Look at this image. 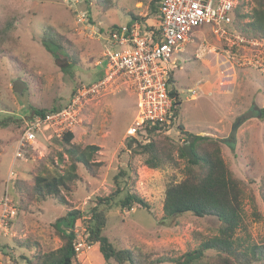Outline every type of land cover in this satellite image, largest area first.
<instances>
[{
    "label": "rangeland",
    "instance_id": "obj_1",
    "mask_svg": "<svg viewBox=\"0 0 264 264\" xmlns=\"http://www.w3.org/2000/svg\"><path fill=\"white\" fill-rule=\"evenodd\" d=\"M153 1L0 0V27L9 18L16 21L5 43L8 55L0 56V120L9 121L8 127L0 126V197L13 164L17 176L23 180H30L40 166L52 173L64 171L65 164H69L67 157L63 163L58 158L63 153L59 142L63 135H38L33 157L27 162L15 161L21 131L29 121L31 108L49 111L62 107L75 90L103 77L107 67L104 54L113 49L110 43L98 40L96 33L102 30L106 39L110 27L130 25L131 15L152 23ZM246 5L251 12L254 1L247 0ZM48 26L64 37L68 50L78 59L67 70L57 66L41 44L43 30ZM195 37V42L186 45L184 54L175 53L172 58L179 65L172 85L181 100L179 120L156 139L181 144L185 136L179 126H183L189 133L218 140L228 167L245 183L244 215L249 241L264 245V118L256 116L264 109V75L228 60L212 25L197 29ZM9 55L20 61L23 71ZM27 77L32 79L31 85L26 84L28 88L22 94L14 92V82L25 83ZM137 104L135 94L121 89L117 93L108 90L84 106L83 123L72 131L73 145L82 149L89 145L100 147L96 159L102 161L103 167L96 178L81 168L82 181L69 200L75 208L84 211V218L77 222L75 230L78 238L85 240L90 210L97 198L113 193L117 189L115 177L131 166L136 176L128 182V187L145 199L151 210L134 207L121 211L114 206L107 215L103 235L115 248L132 250L139 263L157 264V259L179 258L197 249L216 234L218 221L193 215L164 218L166 189L185 179L186 163L175 154L173 164L152 170L144 164L146 155L135 152L137 145H127L137 116ZM251 111L255 114L246 117ZM164 144L167 145L165 141ZM11 196L18 203V193L11 190ZM66 211L64 204L52 198L21 211L9 234L0 236V264H27L25 257L36 254L34 249L21 246L20 241L39 243L44 252L60 248L63 242L52 224ZM238 235L247 237L242 230ZM214 256L215 252L209 251L195 264H210ZM77 264L115 263L106 262L99 246L94 245Z\"/></svg>",
    "mask_w": 264,
    "mask_h": 264
},
{
    "label": "trees",
    "instance_id": "obj_2",
    "mask_svg": "<svg viewBox=\"0 0 264 264\" xmlns=\"http://www.w3.org/2000/svg\"><path fill=\"white\" fill-rule=\"evenodd\" d=\"M161 0L151 3V12L156 17L159 12ZM254 7L249 12L246 8L247 0H240L235 11L233 28L248 38H264V0H253ZM107 2V1H105ZM132 16V22L143 20ZM146 20V19H145ZM15 18L7 19L0 27V56L8 55L5 43L15 29ZM120 26H112L109 31H114ZM102 31V30H101ZM219 40V39H218ZM68 42L53 27L48 26L43 30L41 44L53 57L57 66L67 70L75 65L78 59L66 46ZM220 47L224 42L219 40ZM8 58L20 71L24 68L16 57ZM25 84L31 85L30 77L24 78ZM175 82V72L170 73L169 84ZM76 91V90H75ZM170 95L177 98L176 117L179 120L181 100L176 90L172 89ZM62 107L46 111L32 107V113L28 117L33 120L37 116L45 117L52 113L62 111ZM264 118V109H261ZM9 121H1L0 126L8 127ZM185 138L181 144H175L169 140L156 139L163 135L168 128L166 125H144L143 129L129 137L128 146L137 145L135 152L146 155L145 166L152 170L165 168L175 162L174 155L185 161V179L179 183L170 184L165 192L163 211L166 219L178 218L185 215H193L197 218L212 217L218 221L216 234L206 239L201 245L187 252L179 258L157 259V264L170 262L174 264H195L206 257L209 251L215 252L210 264H264V245L251 243L247 235V227L244 215L245 183L235 177L223 158V150L218 140L195 135L185 131L179 126ZM23 132V128L22 131ZM75 136L67 132L59 141L63 147V153L58 154L63 163L67 157L68 165L63 172H50L46 167H38L37 174L30 180H23L16 176L11 190L19 195V213L27 211L30 206L38 201L52 198L67 207L66 214L58 218L52 227L61 238L63 244L53 251L44 252L39 243L20 241L19 244L28 250L34 249L36 254L26 258L27 264H77L79 256L75 250L77 241L76 225L84 218V211L77 209L69 200L77 184L82 181L80 169L89 176L96 178L103 167L102 161L96 159L101 148L89 145L80 148L73 145ZM164 141L166 144H164ZM135 169L128 166L122 169L115 177L117 189L107 197H98L96 205L90 210L86 241L89 247L99 246V250L106 262L115 264H142L139 263L135 253L130 249H117L110 240L103 235L107 224V215L111 208L117 206L121 211L132 210L134 207L151 210V205L139 194L128 187V182L135 180ZM134 182V181H133ZM125 183V185H123ZM264 184V183H263ZM10 190V192H11ZM18 213V215H19ZM18 217V216H17ZM16 217V219H17ZM12 222V225L16 221ZM242 230L247 237H241L238 232ZM247 239V240H246Z\"/></svg>",
    "mask_w": 264,
    "mask_h": 264
},
{
    "label": "built area",
    "instance_id": "obj_3",
    "mask_svg": "<svg viewBox=\"0 0 264 264\" xmlns=\"http://www.w3.org/2000/svg\"><path fill=\"white\" fill-rule=\"evenodd\" d=\"M239 3L240 0H161L158 22L154 26L137 21L131 27L120 26L107 32L106 39L99 30L98 40H105L113 49L104 54L107 64L104 78L78 88L62 111L26 121L15 161L27 162L33 157L38 135L61 136L72 132L83 123L84 109L108 90L117 93L125 89L138 98L137 116L130 135H135L146 124L176 125L177 98L170 95L173 84H169V77L179 65L172 58L175 53L184 54L186 45L195 42L196 30L206 25H212L214 36L224 42L223 54L228 60L264 75V38H248L233 28ZM17 175L13 164L0 197V236L9 234L19 213L10 192ZM76 234L75 250L80 258L90 247L86 239L78 238L77 231Z\"/></svg>",
    "mask_w": 264,
    "mask_h": 264
},
{
    "label": "water",
    "instance_id": "obj_4",
    "mask_svg": "<svg viewBox=\"0 0 264 264\" xmlns=\"http://www.w3.org/2000/svg\"><path fill=\"white\" fill-rule=\"evenodd\" d=\"M13 85H14V92L19 93V94H22L23 91L28 88V86L22 80L15 81ZM250 114H255V113L251 111V113L249 112V114L246 117L250 116ZM256 116H261V112H259V114H257ZM234 133H235V128H234L233 134Z\"/></svg>",
    "mask_w": 264,
    "mask_h": 264
},
{
    "label": "crops",
    "instance_id": "obj_5",
    "mask_svg": "<svg viewBox=\"0 0 264 264\" xmlns=\"http://www.w3.org/2000/svg\"><path fill=\"white\" fill-rule=\"evenodd\" d=\"M157 16H158V15H157ZM157 16L151 18V19H152V23H149L148 21H147L148 23H147L146 21H145V22L141 21V23H143V24L146 25V26H149V25L154 26V25H156L157 22H158V20H157ZM104 76H105V71H104L103 77L101 76V78H99V80L103 79ZM99 80H98V81H99ZM94 83H95V82H94Z\"/></svg>",
    "mask_w": 264,
    "mask_h": 264
}]
</instances>
